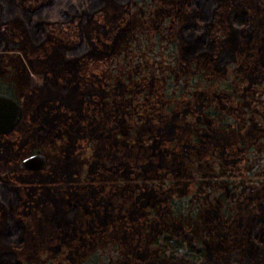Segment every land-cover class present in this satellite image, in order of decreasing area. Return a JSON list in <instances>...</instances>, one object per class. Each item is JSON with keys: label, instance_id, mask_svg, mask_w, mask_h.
Returning <instances> with one entry per match:
<instances>
[{"label": "trees", "instance_id": "trees-1", "mask_svg": "<svg viewBox=\"0 0 264 264\" xmlns=\"http://www.w3.org/2000/svg\"><path fill=\"white\" fill-rule=\"evenodd\" d=\"M0 90V264H264V0H0Z\"/></svg>", "mask_w": 264, "mask_h": 264}, {"label": "water", "instance_id": "water-1", "mask_svg": "<svg viewBox=\"0 0 264 264\" xmlns=\"http://www.w3.org/2000/svg\"><path fill=\"white\" fill-rule=\"evenodd\" d=\"M22 116V106L9 93L0 90V133L10 131ZM46 157L41 151H32L21 156L17 165L20 168L36 170L44 166ZM38 264H51L44 260Z\"/></svg>", "mask_w": 264, "mask_h": 264}, {"label": "rangeland", "instance_id": "rangeland-1", "mask_svg": "<svg viewBox=\"0 0 264 264\" xmlns=\"http://www.w3.org/2000/svg\"><path fill=\"white\" fill-rule=\"evenodd\" d=\"M29 80L31 84H38L40 82V75L35 72H29ZM33 98V97H32ZM22 106V116L19 120V122L15 125L18 129L26 130L28 128V124L25 120V114L29 109L28 103L22 99L19 101ZM50 164L52 160L50 159ZM48 162H46L47 164ZM7 170V167H3L1 171V176L6 177L5 171ZM45 239V234L38 235L36 231L34 230V227L29 225V228L24 235V240L15 246H12V248L15 250L17 255L22 258L27 253H29L31 250L39 248L38 244L39 242L43 241ZM48 239V236H47ZM3 245H0V247ZM38 264V263H37Z\"/></svg>", "mask_w": 264, "mask_h": 264}]
</instances>
